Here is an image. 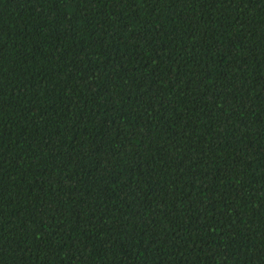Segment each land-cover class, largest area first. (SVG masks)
<instances>
[{
  "label": "trees",
  "instance_id": "trees-1",
  "mask_svg": "<svg viewBox=\"0 0 264 264\" xmlns=\"http://www.w3.org/2000/svg\"><path fill=\"white\" fill-rule=\"evenodd\" d=\"M0 264H264V0H0Z\"/></svg>",
  "mask_w": 264,
  "mask_h": 264
}]
</instances>
